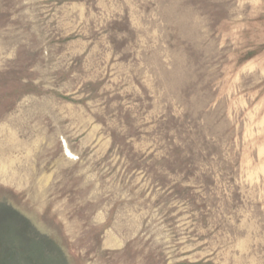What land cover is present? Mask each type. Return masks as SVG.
I'll list each match as a JSON object with an SVG mask.
<instances>
[{
    "label": "rangeland",
    "instance_id": "374dc122",
    "mask_svg": "<svg viewBox=\"0 0 264 264\" xmlns=\"http://www.w3.org/2000/svg\"><path fill=\"white\" fill-rule=\"evenodd\" d=\"M0 264H264V0H0Z\"/></svg>",
    "mask_w": 264,
    "mask_h": 264
}]
</instances>
